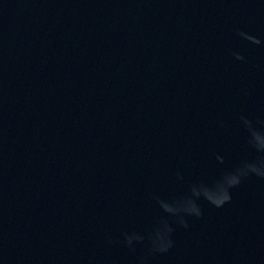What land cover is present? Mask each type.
Returning <instances> with one entry per match:
<instances>
[{"label": "water", "instance_id": "water-1", "mask_svg": "<svg viewBox=\"0 0 264 264\" xmlns=\"http://www.w3.org/2000/svg\"><path fill=\"white\" fill-rule=\"evenodd\" d=\"M0 264H264V0H0Z\"/></svg>", "mask_w": 264, "mask_h": 264}]
</instances>
